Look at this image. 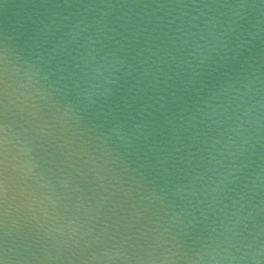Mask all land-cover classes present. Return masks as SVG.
Listing matches in <instances>:
<instances>
[{
	"label": "water",
	"instance_id": "95a60500",
	"mask_svg": "<svg viewBox=\"0 0 264 264\" xmlns=\"http://www.w3.org/2000/svg\"><path fill=\"white\" fill-rule=\"evenodd\" d=\"M0 264H264V0H0Z\"/></svg>",
	"mask_w": 264,
	"mask_h": 264
}]
</instances>
